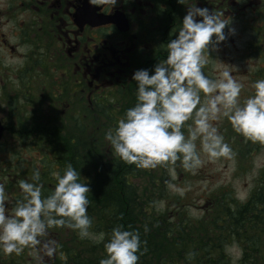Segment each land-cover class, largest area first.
<instances>
[{
  "label": "trees",
  "instance_id": "obj_1",
  "mask_svg": "<svg viewBox=\"0 0 264 264\" xmlns=\"http://www.w3.org/2000/svg\"><path fill=\"white\" fill-rule=\"evenodd\" d=\"M260 4L257 16L263 25L254 30V38L260 44L258 55L263 53L264 76V0ZM173 42L187 46L185 73L188 67L196 73L193 81L187 80L191 91L201 95L198 81L205 84L208 78L209 48L202 43L191 47L188 34ZM171 66L170 78L151 84L147 78L132 81L125 94L96 101L92 114L78 106L77 98H68L69 107H62L68 88L59 90L60 108L51 110L52 120L44 126L36 123L41 115L29 113L26 121L55 130L48 136L31 129L32 140L26 141L24 130L30 128L21 124L20 148L42 153L45 165L40 170L33 162L25 166L28 161L18 155L24 163L9 161L4 170L26 175L27 182L16 186L20 193L14 203L23 209L25 198L33 207V212L26 210L28 218L40 214L44 239H60L53 243L54 264H232L234 258L227 252L232 245L239 250L236 264H264V170L245 200H238L232 190L215 192L195 215L181 195L165 191L163 165L170 156L178 163L182 155L178 141L168 133L176 130L169 113L177 115L181 96L185 99L190 86L185 89L186 76L182 82L175 72L176 61ZM170 83L181 93L178 106L169 102ZM46 99L51 104L56 100L51 95ZM192 106H183L184 112ZM7 107L20 112L22 99H10ZM161 117L166 119L164 127ZM60 124L68 129L57 128ZM146 156L155 163L147 171L142 164ZM66 225L71 234L65 235ZM82 232L92 236L82 237Z\"/></svg>",
  "mask_w": 264,
  "mask_h": 264
},
{
  "label": "flooded vegetation",
  "instance_id": "obj_2",
  "mask_svg": "<svg viewBox=\"0 0 264 264\" xmlns=\"http://www.w3.org/2000/svg\"><path fill=\"white\" fill-rule=\"evenodd\" d=\"M212 3L204 4V0H0V96L9 102L10 99L21 98L22 110L17 112L7 107L6 122L1 139L6 133V123L10 121L17 130L21 124L26 128L29 110H42L45 94L56 100L51 109L60 108L57 96L63 88H68L66 94H78L80 102L85 98L88 103H94L106 97V89L116 96H121L127 86L139 82V78H147V84L163 81L171 77L172 60L176 63L186 62V45H176L173 40L178 35L188 34L191 47H201L204 35L193 33L192 21L203 13L218 16V8ZM221 6V0L217 1ZM205 6V9H204ZM92 13L99 15L101 24L92 25L88 22ZM207 15V16H208ZM206 38L212 36V31L206 30ZM199 37V38H194ZM188 39V38H187ZM199 39V41H196ZM46 47L62 48L57 54L58 62L53 65L59 73V83L51 81L52 69L47 63ZM12 59L22 63L21 68L11 64ZM176 67V66H175ZM24 68V70H22ZM31 72L30 80L25 81L26 72ZM24 72V73H23ZM50 80V91H44V81ZM55 85H53V84ZM60 86V87H58ZM13 91V96L7 94ZM80 92L86 93L81 96ZM63 92V97L66 96ZM71 98V97H68ZM63 98L60 105L68 108L70 101ZM94 98V99H93ZM74 100V99H73ZM42 125H30V128ZM42 130V129H40ZM1 145V144H0ZM23 158V157H22ZM11 161V157H8ZM17 161V156H15ZM1 168L0 194L18 199L16 192L11 193L12 186L17 184L7 182L6 175L11 170ZM18 181L27 182V177ZM23 209L14 204L15 219L8 218L9 228L0 231V264H18L27 259L22 252H27V241L34 242L35 251L32 257L39 256L33 264H51L54 257L53 248L56 240L43 237V224L38 223L40 214L29 219L27 208L33 212V207L23 200ZM29 207H32L31 209ZM5 210V209H4ZM20 210V212H18ZM38 212V209L35 210ZM7 216V215H6ZM17 242L25 241V246H18L16 262L13 248L4 241L6 234ZM30 244V243H29ZM22 250V251H20ZM16 255V256H17ZM28 255V252H27ZM28 264V263H26Z\"/></svg>",
  "mask_w": 264,
  "mask_h": 264
},
{
  "label": "rangeland",
  "instance_id": "obj_3",
  "mask_svg": "<svg viewBox=\"0 0 264 264\" xmlns=\"http://www.w3.org/2000/svg\"><path fill=\"white\" fill-rule=\"evenodd\" d=\"M217 1L215 0V7L218 8V16L203 13V16L196 17L192 21L193 33L198 32L204 35L203 41L208 42L210 51L208 56L209 67L207 68L208 78L205 84L198 81V90L201 89V95L200 92L191 91L193 85L187 80L188 77L193 81L196 73H193L188 67L190 70L188 71L187 68L186 74L184 63H178L175 68V72L181 74L182 82L185 81L183 77L186 76L188 84L184 86L185 89L190 84L185 99L181 96V109L176 111L177 115L169 113L173 118L172 121L176 130H170L168 133L174 138V141H178L182 155L178 157V163H176L175 158L170 156L168 163L163 165L165 169H162L166 193L181 195L183 202L190 205L188 209L192 215L197 214L199 207H206V199H210V195L215 192L217 195L232 190L238 200H245L249 191L254 187L257 177L264 170V83L262 82L264 76L261 74L263 68L261 56L263 53L257 54L260 44L257 39L255 41L252 31L263 25L256 14L259 0H221L222 6H218ZM190 2H194V0H187L188 4ZM206 30L212 31V36L206 38ZM45 50L48 52L47 63L52 69L50 79L59 83V73L62 70L55 71L53 65L58 62L56 53H62V48L46 47ZM11 64H14L15 68H21L23 65L17 59H12ZM30 75L31 72L28 70L24 75L25 81L31 79ZM43 81L46 93V91H50L51 81ZM172 82L178 85V82ZM4 85H6V79H4ZM4 85L0 83L1 87ZM176 85L169 84L168 91L171 96L168 97H171L170 104L178 106L176 99L180 97L181 93ZM106 91L107 96H115L114 93L117 89H114L112 93L108 89ZM6 93L13 96L12 90ZM203 93L205 95L193 111L194 104L199 102ZM46 95L42 99V110L39 109L40 107L29 110L32 114L42 116V120L36 123H42L44 126L45 122L52 120V109ZM80 95L84 96L86 93L80 92ZM195 95H200V97ZM68 97L75 100L79 95L66 94L64 98ZM190 104H193L190 112L185 113L183 106L189 107ZM78 106L89 114L96 111L94 100L88 103L83 98ZM6 109L7 101L0 96L2 122H6L5 114L8 112ZM159 123L164 127L166 119L161 117ZM6 125V133L0 140V172L1 168L9 164L8 157L10 156H13L11 164L16 165L17 163L14 162L20 161L14 160L15 156L18 155L23 157L25 162L28 161L27 163L22 161L18 163H24L25 166H28L29 162H33L36 168L40 170L41 164L45 165L42 153L38 151L29 152L25 148H20L17 128L10 121ZM30 125H34L31 124V120H29L28 125L26 124L27 128H30ZM60 126L68 129L63 124L57 128ZM35 128L43 129L41 131L45 132L46 136L49 135L48 132L54 133L55 131L46 130L44 127L36 126ZM31 129L33 128L24 130V133H28L23 137L26 141L32 140ZM157 129L162 130L160 126ZM184 154L185 156H183ZM142 164L146 171L150 167L152 169L155 167L151 156H146ZM179 165H181L180 168ZM151 172L155 173L154 171ZM18 176H20V180L25 178L23 174L18 175L11 171V175H6L7 182L13 183L15 181V184H18ZM0 180L2 181L3 177L0 176ZM14 192L20 193L12 186L11 193ZM14 204L11 195L4 197L0 194V231L5 229L9 233V230L14 229V227L9 228L8 223V218L15 219L17 215V213L13 215ZM37 220L39 223L40 217ZM65 227V235L71 234L69 225ZM8 233L4 241L13 248L12 253H15L14 257H16L17 262L21 255L16 254L18 251L17 244L25 246L26 242H17V238L11 239ZM81 235L82 237L92 236L87 232H82ZM59 241L60 239H57L56 245ZM35 246H37L36 243L27 241L25 248H27L28 255L27 252H22L27 260L23 263H17L33 264L39 257L29 258L33 256L32 253L36 250ZM227 252L234 258L232 264H236V259L239 256L238 248L235 245L229 246ZM51 264H54V257Z\"/></svg>",
  "mask_w": 264,
  "mask_h": 264
},
{
  "label": "water",
  "instance_id": "obj_4",
  "mask_svg": "<svg viewBox=\"0 0 264 264\" xmlns=\"http://www.w3.org/2000/svg\"><path fill=\"white\" fill-rule=\"evenodd\" d=\"M88 22H89L90 24H92V25H98V24H101L102 19H101L100 16H97V15H95L94 13H92V15H91L90 19L88 20ZM3 130H4V127H3V125H2L1 122H0V138H1V136H2V132H3Z\"/></svg>",
  "mask_w": 264,
  "mask_h": 264
}]
</instances>
